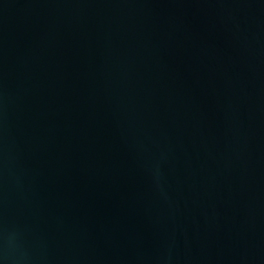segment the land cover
I'll return each instance as SVG.
<instances>
[{
	"label": "water",
	"instance_id": "obj_1",
	"mask_svg": "<svg viewBox=\"0 0 264 264\" xmlns=\"http://www.w3.org/2000/svg\"><path fill=\"white\" fill-rule=\"evenodd\" d=\"M0 264H264V0H0Z\"/></svg>",
	"mask_w": 264,
	"mask_h": 264
}]
</instances>
